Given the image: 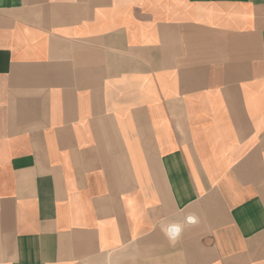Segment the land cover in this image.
<instances>
[{
  "label": "crops",
  "instance_id": "obj_1",
  "mask_svg": "<svg viewBox=\"0 0 264 264\" xmlns=\"http://www.w3.org/2000/svg\"><path fill=\"white\" fill-rule=\"evenodd\" d=\"M0 264H264V0H0Z\"/></svg>",
  "mask_w": 264,
  "mask_h": 264
}]
</instances>
